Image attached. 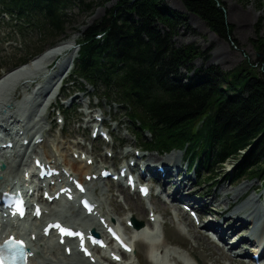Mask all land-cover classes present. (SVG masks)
Returning a JSON list of instances; mask_svg holds the SVG:
<instances>
[{
  "label": "trees",
  "instance_id": "16d2710c",
  "mask_svg": "<svg viewBox=\"0 0 264 264\" xmlns=\"http://www.w3.org/2000/svg\"><path fill=\"white\" fill-rule=\"evenodd\" d=\"M108 1L0 0V11L15 13L52 42L66 34L67 7L77 5L88 13ZM165 1L118 0L107 8L81 33L78 74L102 81L132 120L151 133L154 148L186 150L194 166L208 173L237 159L235 179L264 181L263 40H257L262 58L255 64L245 60L230 71L194 68L193 61L204 53L194 44L174 43L186 15L166 7ZM180 1L218 38L236 46L220 0Z\"/></svg>",
  "mask_w": 264,
  "mask_h": 264
},
{
  "label": "rangeland",
  "instance_id": "374dc122",
  "mask_svg": "<svg viewBox=\"0 0 264 264\" xmlns=\"http://www.w3.org/2000/svg\"><path fill=\"white\" fill-rule=\"evenodd\" d=\"M117 1L118 0H109L103 6H97L92 12H88V13L80 9L77 5H70L66 9L65 29L67 31V34H71L70 38H73L74 40H78L79 33L83 32L93 22L101 18L104 15L105 10L107 8L113 7ZM220 1L224 6L227 21L233 25V37L237 41L236 46L218 37L217 39H215L205 31L201 30L200 27L202 25H200V23L195 18H191L189 16L190 13L184 10L180 0L165 1L166 7L186 15V23L181 28L178 29L177 35L173 38L174 43L177 46L194 44L200 49V51L204 53L203 57L197 58L193 62L194 68L206 69L209 66H216L222 71H230L231 69L243 63L245 60H248L250 63H254L258 59L262 58V55L261 57H258L257 53L262 54V52H259L256 49V46L258 39H262L264 44V0H220ZM228 15L231 17V20L228 19ZM7 20L8 19H5L4 23L0 22V67L9 66L11 65L14 59H18L22 57L25 54L26 46H28L29 48H34L36 44L35 42L38 38L37 32L33 30L31 27H26V30L24 31V35L20 34L18 36L16 32L17 30L12 26V24L7 25L6 22H9ZM13 21L15 23L16 19L13 18L11 22ZM203 24L205 25L204 22ZM181 71L184 72L185 74L187 73L188 75L192 74L191 72L188 73L187 70L185 69H182ZM80 89L84 91V102H90L92 106H94V110L100 109L104 113V116L106 117V119H108V121L118 123L119 131L114 129L115 134L119 133L123 135L125 138V142H127V144L131 143L138 145L137 139L134 138L132 135L127 136L128 133L124 131L125 128H128L127 130L133 128L131 121L125 116L126 112L124 107L119 105L112 98L110 99L104 96V93H102L103 92L102 85L97 84V87H92L88 85L84 79L78 78L76 75L73 76L71 75V82L66 85L63 93L67 94L68 91L72 92ZM18 92L19 93L17 94L19 95L20 99L26 94L23 90H21V88L20 90H18ZM77 94L79 95L80 93L75 92L73 95L76 96ZM13 96H14V101H18L16 100L17 95H11V97ZM73 109L71 110L72 112L69 111L71 112L70 114L72 115V120L66 123V126L61 134V137H57L56 139V141L64 140L63 144L65 145L67 143H70L71 140L75 139L76 136L84 135V131L77 129V124L75 123L78 120L79 114L73 112ZM82 109H85V106L84 107L81 106L80 110ZM111 130L113 129L111 128ZM56 134L57 131L55 130L51 136L54 138ZM142 138L144 141H151V135L148 133H144ZM78 139L81 138L78 137ZM93 147L96 148L97 153L103 152L102 147L100 151H98L97 147L99 146L97 145L96 142L93 143ZM40 148L44 149L43 147ZM113 148L114 150H118L117 149L118 146L116 143L114 144ZM248 150L249 149L247 147L246 149L242 150L240 154L243 155L244 153L248 152ZM63 154L68 156V153H66L64 149H63ZM172 154L176 156L179 153L173 151L168 155H172ZM151 156H154L153 163H156L157 160L161 159V157L158 156V154L155 152H152ZM149 158L153 159L152 157H148V159ZM236 160L237 159L230 158L225 163L224 168H222V170H218L215 173L214 178L211 179L209 182L206 179H204V181L202 182L201 179L200 180L197 179V181L195 182L194 180H196V178L193 177L194 182L192 184L193 186H191L190 189L192 191H195L196 193L199 192V193L207 194V197H209L208 199L212 198L215 195L214 194L215 192L217 193L220 190H225V191L227 190L226 194L223 192L220 195L219 203H221L222 209H224L227 206L229 211L234 209L233 206L238 207L240 204L246 202L250 197H254V196L257 197L256 194H258V191L260 190V186H261V181L259 179L251 178L235 183L231 181L229 178L226 177L224 178V175L227 174L228 171H230L232 165L236 163ZM189 175L192 176L193 173H190ZM248 183H253L254 185L246 189L241 195L242 197H240V199L237 202L234 201V198L231 199L232 194L239 192L240 188ZM101 187L108 188L107 183L105 182V184H103ZM114 193H116L115 186L109 185V190L108 192H106L104 196L105 199H107V203L109 204L111 209L114 210V214L116 215L115 217L120 221L125 217L126 211L123 208H121V206H119L120 204L118 205L116 203V200L117 199L121 200V197L115 198L113 196ZM129 197H128V205L130 203V208L132 213L135 215V218L137 219L141 217L145 218L146 216L145 211L143 212L144 213L143 215L139 214V210L141 211L142 207L138 199L135 197H131L130 195ZM227 197H229L228 201H227ZM233 201L235 203L231 205ZM257 201L258 200L255 199V205H257L258 203ZM123 204H125V202ZM134 204L136 206H134ZM165 210H166L165 205H160L158 208V211L161 214H163ZM177 211L180 215L184 217V218L180 217L179 219H182L186 225L184 213L181 210H177ZM226 215L227 213H224L223 215H221V217H224ZM175 219H176L175 216L170 212L168 216L165 218L166 224L164 225V230L166 236L165 239L162 241L161 244L162 248H166L168 250H171L173 248L179 250L183 249L185 252L189 253L190 256H193L194 259L198 261V263L200 261L201 264H227L228 256L225 255L220 248L216 247L214 243H212L209 239H207L204 234L199 232L197 229L196 231L194 229V231L191 230L190 232L191 228L188 226L189 228L188 233H190L191 235L188 234V236H185L176 227ZM121 225H124V223L122 222ZM146 248L147 247L141 243L137 244L136 259H138L142 264H150L147 259L148 256L146 254ZM50 256L54 258L53 257L54 254L52 255L50 254ZM236 263L243 264L240 263L239 261H237Z\"/></svg>",
  "mask_w": 264,
  "mask_h": 264
},
{
  "label": "bare ground",
  "instance_id": "6f19581e",
  "mask_svg": "<svg viewBox=\"0 0 264 264\" xmlns=\"http://www.w3.org/2000/svg\"><path fill=\"white\" fill-rule=\"evenodd\" d=\"M189 16L191 18H195L200 23V25H202L200 27L201 30L208 33L211 37L217 39V37L205 27V25L203 24V22L199 18H197L196 16H194L192 14H189ZM228 19L231 20V17L229 15H228ZM73 44H74V39L71 38L68 41H65L63 43H60V44L52 47V48H49L48 50H46L42 54H40L37 57L30 60L28 63L20 65L17 68L12 69L11 71L3 74L0 77V125L5 126V128L8 129V128H10L9 125L12 121H15L16 119L19 120V118H23L26 120L25 125H27V129L25 128V125L23 127V128H25V130H24L25 133L28 134L29 132H32V129L35 130L32 138L30 140L31 143L33 141H35V139H37L38 137L43 136V129H44V126L46 125V121H47L46 120V107L45 106L41 107V109H39L38 112L36 114H34L33 111L35 110V104L32 103V100H30L31 98L29 96L26 98H22L18 101H14V96L11 97V95H18L17 94V84L23 83L24 80L36 79V77L38 75H40L41 73L48 72V74L46 76V80H45V85H44V87L46 89V93H45L46 97L41 102V105L46 104V101L48 100V97L50 96V94H52V92H57L59 90L60 82L63 80L65 74L70 70V68L73 64V60L75 58V51H73L69 55L65 56L64 58H62L54 66V68L52 70H49V69L46 70V69L48 68L49 65L52 64L54 56H56L60 51H63L67 48H71V46H73ZM31 97H36V94L31 93ZM6 129H4L3 131L5 134L8 135V132L6 131ZM22 139H23V137L21 138V140ZM60 145L61 144H59V143L55 144V147L57 148L56 151L58 153V156L61 157L62 161L64 162V164L68 167V169L70 171H72L74 174H77L80 176H82L83 174H85L89 171H93L92 166H88L81 161L74 160L72 157H69V156L63 154V147H61ZM39 146L43 147L44 150L47 151L46 147H48L49 145H47V142L44 141ZM31 148L34 150V152H37V149H35V147H31ZM31 148L27 147L25 149L28 154L30 152L29 149H31ZM73 151H75V150H73ZM87 153H89V151ZM79 154H80V152H79ZM53 155H55V153H53L52 155L46 154V157L48 159H52V158L57 159ZM172 156H175V155L172 154ZM181 156H183V155L181 153H179L178 155H176L174 158H172L170 160H166V159L158 160L159 162L157 161L156 163H158V164H156V165H151L152 164L150 162L151 158H149V159L144 158L145 159L144 162L149 163V165H151L153 167H158L159 164L169 165L168 170L164 171L165 174L167 173L166 178H168V179L162 180V181L160 180V182L165 181L164 182L165 186L170 185L169 183H172L174 185V187L172 184L170 185L173 187V190L169 194V196H171V199L173 201L180 200V199H173V198H175V196H179L181 198L182 196L190 195L192 193V191L190 189L191 188L190 187V185H191L190 181L191 180H189L185 176H183L182 178L178 176L179 178L176 181L173 180V178L175 177V174L171 171L170 168L178 169L179 172L182 173L183 168L180 166V160L182 159ZM1 161L4 162L7 165V167L3 172H0L1 173L0 188L9 187L10 185H13V183H11L12 180H18V179L20 180V177H21V174L24 170V167L28 166L27 158L25 156L24 157H17V158L14 157L13 159H10V160L8 157H2ZM9 180H11V181L9 182ZM105 182L106 181H103L101 186L103 184H105ZM177 182H179V183H177ZM252 185H254V184L248 183V184L244 185L243 187L240 188L239 192H236V193L231 195L232 196L231 199L234 198V201L237 202L240 199L243 192ZM101 186H98L97 183L94 182L91 186V189H92L91 193L96 195V193L98 192L101 195H104L105 190H107L106 192H108V188L101 187ZM118 190L122 192L123 186L118 184ZM226 191L220 190L217 193L215 192L214 193L215 195L213 194L214 196L212 198L208 199L209 203H212L215 206L214 214L212 213V215L215 217V220H217V218H218V220L216 223H213L211 220L205 226L209 227V229L215 231L217 233V235L219 236V238L223 242H227V241L231 240L234 237L233 236L234 232L242 229L239 232V234L242 233V235L239 237V240H237L233 244L234 245L235 244L241 245L244 248H246L248 246V244L254 245L255 239H253L251 237L252 233L253 232H255V233L260 232L261 233L262 231H264V226H261L259 229L255 230V231H253V227H250L252 224V218L253 217H255L257 220L262 217L261 213L258 210V206L255 205V199L258 200V198L255 196L250 197L246 202L240 204L238 207L233 206L234 209L229 211L227 206L224 209H222L221 203H219L220 202L219 201L220 195L223 192L226 194L227 193ZM188 197H191V196H188ZM228 200H229V197H227V201ZM195 201L198 204L201 203V201H199V200H195ZM234 201L232 203H235ZM98 202H100L99 203L100 205L103 204L101 199H98ZM111 203H112V201H111ZM134 206H136V205L134 204ZM71 208H73V207L71 206ZM207 208H208V206H206V209ZM230 208H231V205H230ZM143 212H144L143 208L141 211L139 210V214L143 215L144 214ZM223 213H227V215L224 217H221L220 215ZM78 214H79V212L77 211L75 215H78ZM106 215L108 218H112V215L110 214L109 211L106 212ZM263 216H264V214H263ZM64 218L67 220V215H64ZM135 219H137V218H135ZM178 220H182V219L178 218ZM182 222L184 223L183 220H182ZM90 223H91V227H98V224L95 221H93L92 219H91ZM184 225H185V223H184ZM188 226L191 228L190 224L186 221L185 227L187 228V231L189 232ZM33 228H34V226H33ZM33 230L34 229H32V231L30 232V236H31V234L37 235L36 231H33ZM1 231L3 232V230H1ZM6 231H7V229L4 232H6ZM7 232H9V231H7ZM243 232H245V233H243ZM162 234H163V232H162ZM198 239H199V236H198ZM32 250L37 251L38 255L35 257V259L33 258L30 260L31 264H90L86 259H83L76 252L71 257L66 256L63 252V248L59 247L56 243H52V242L49 243L48 249H46V250H45L44 246H42L41 244H35L34 247H32ZM161 253H162V251H161ZM50 254L51 255L54 254V256H53L54 258H52V256H50ZM163 255H164V258L166 260L171 261L174 259L176 262L180 263L179 260L176 259L177 256L173 253L166 254V252H163ZM108 262L111 263L110 261H108Z\"/></svg>",
  "mask_w": 264,
  "mask_h": 264
},
{
  "label": "water",
  "instance_id": "95a60500",
  "mask_svg": "<svg viewBox=\"0 0 264 264\" xmlns=\"http://www.w3.org/2000/svg\"><path fill=\"white\" fill-rule=\"evenodd\" d=\"M184 10H185V9H184ZM257 55H258V57H261L262 54H261V53H257Z\"/></svg>",
  "mask_w": 264,
  "mask_h": 264
}]
</instances>
